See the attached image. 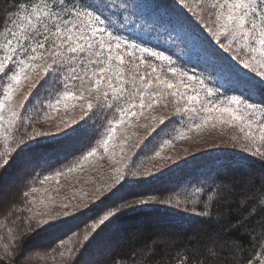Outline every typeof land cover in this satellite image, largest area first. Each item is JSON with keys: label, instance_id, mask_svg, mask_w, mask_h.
Wrapping results in <instances>:
<instances>
[{"label": "trees", "instance_id": "obj_1", "mask_svg": "<svg viewBox=\"0 0 264 264\" xmlns=\"http://www.w3.org/2000/svg\"><path fill=\"white\" fill-rule=\"evenodd\" d=\"M21 2L0 0V31L6 24L5 14ZM32 2L28 0L29 6ZM95 2L109 6L103 11L114 34L130 42L151 38L176 53L179 67L183 66L179 53L185 47L169 39L170 34L174 36L171 23L180 19L189 30L211 39L193 14L199 13L210 24L208 2L186 0L188 7L179 0ZM129 3L140 5L141 13L125 11L123 6ZM154 21L158 32H151ZM34 63L40 67L27 70V81L13 96L23 117L9 145L16 151L0 167V187L8 188L0 199V259H6L2 245L8 242L11 229L18 247L8 264H258L264 254V161L245 150L254 148L250 141L248 146L240 137L226 142L229 128L216 120L193 128L199 119L177 114V107L185 105L168 95L150 108H141L137 98L132 109L136 115L126 116L116 126L104 151L99 141L108 122L120 119L115 106L103 104L86 115L87 104L95 106L97 100L85 93L84 99L67 107L61 103L44 109L38 101L47 103L49 93L60 89L53 88L51 75L49 83L43 82V67L50 60ZM33 85L38 86L33 89ZM30 90L32 96L22 110L19 106ZM74 91L80 95L78 87ZM261 100L264 89L251 102ZM72 121L79 124L72 125ZM134 123L137 128L130 130ZM67 125H72L70 133L65 131ZM179 126L185 127L182 136L176 134ZM92 147H97L96 154L83 160ZM69 167L74 170L67 171ZM133 172L140 175L133 176ZM121 173L126 179L117 182ZM140 200L147 203L134 204ZM74 206L87 207L76 208L72 217L63 216L65 211L73 212ZM109 210L116 212L114 217L93 229ZM204 212L208 215L197 214ZM33 215L37 219L59 217L64 223L43 231L33 225L26 231Z\"/></svg>", "mask_w": 264, "mask_h": 264}, {"label": "snow or ice", "instance_id": "obj_2", "mask_svg": "<svg viewBox=\"0 0 264 264\" xmlns=\"http://www.w3.org/2000/svg\"><path fill=\"white\" fill-rule=\"evenodd\" d=\"M179 4L188 7L186 0H179ZM13 7L15 11L5 14L6 24L0 31V82H3L0 85V141L4 146L0 151V158H3L0 167L5 166L16 151L9 145L15 140L18 122L23 119L21 112L16 110L13 96L28 79L27 70L40 67L34 63L37 59L50 60L43 67V82L49 83L51 75L55 78L53 88L60 89L49 93L47 103L38 101L44 109L51 110L61 103L67 107L70 102L84 99L85 93L97 100L95 106L91 102L87 104L86 115L103 104L115 106L120 119L108 122V130L99 141L104 151H108L116 126L123 124L126 116L136 115L132 109L136 107L137 98L141 108H150L159 99L171 95L185 105L183 109L177 107V114L187 113L193 120L199 119L193 128L199 129L214 118L221 120L224 116L229 122H238L241 132L247 129L245 137L254 146L245 150L264 161V100L250 102L258 90L264 89V0H213L206 13L210 24H206L199 13H193L207 28L211 39L189 30L180 19L171 23L169 29L174 36L170 34L169 39L173 44L185 46L179 53L182 67H177L173 59L176 53L166 54L168 48L159 50L160 44L151 38L130 42L128 37L114 34L103 11L109 6H102L95 0H33L30 6L28 0H23ZM123 7L133 14L141 13L138 4L129 3ZM156 23L153 22L151 32H158ZM188 65L194 68L189 69ZM37 86L33 85V89ZM77 87L79 96L74 91ZM221 89L234 94L220 99ZM31 96L30 90L20 109H26ZM78 124L79 121H72V125ZM72 125L66 126V133L73 130ZM96 152L97 147H92L83 160ZM73 170L74 167L67 169ZM55 175L59 177L61 172ZM132 175L140 174L133 172ZM125 179L121 173L117 182ZM145 203L144 200L134 202ZM78 207L87 206H74L73 212L65 211L63 216L72 217ZM191 211L195 213V207ZM116 212L107 211L92 228L104 224ZM197 214L208 215L207 212ZM62 223L59 217L37 219L33 215L28 218L25 230L31 231L35 225L36 230L43 231ZM11 231L9 229L8 242L2 245L6 259H0V264H8L13 259L11 253L17 251V237L11 235ZM83 238L87 241L88 234ZM258 264H264V259H259Z\"/></svg>", "mask_w": 264, "mask_h": 264}, {"label": "rangeland", "instance_id": "obj_3", "mask_svg": "<svg viewBox=\"0 0 264 264\" xmlns=\"http://www.w3.org/2000/svg\"><path fill=\"white\" fill-rule=\"evenodd\" d=\"M193 2L196 4V3H199V2H208V3H212L213 2V0H193ZM184 46V45H183ZM185 47V46H184ZM159 50H164V47H160V49ZM166 54H168V55H172L173 53L172 52H166ZM173 59L174 60H176V61H178L177 59H176V56L175 55H173ZM177 67H179V65L177 64L176 65ZM205 75H209V73H205ZM213 79H215L214 77H213ZM27 81V79L26 80H24V83ZM214 86V85H213ZM221 93L222 94H224V93H226V92H224V90L223 89H221ZM231 95H233V94H224V95H222L221 97H220V99H225L226 97H230ZM251 102V101H250ZM221 106H225V105H221ZM214 115V117H215V113L213 114ZM214 120H216V121H218L220 124H222V125H225V126H227L228 128H229V132H228V134H227V139H226V142H231L232 141V139H234V138H238V137H240L241 138V140L245 143V146H248V139H246V137H245V133L247 132V129H245V131L244 132H241L240 131V127H241V125L238 123V122H236V121H232V122H229V118L227 117V116H224L221 120H217V119H213V120H211V121H214ZM137 126H138V124L137 123H134V125H133V128L132 129H130V130H135L136 128H137ZM185 131V127L184 126H179L178 127V130L176 131V134H181V133H183ZM131 137V135H129V138ZM125 141H126V138H125ZM9 186H11V185H9ZM3 187V186H2ZM2 187H0V199L1 198H3L4 197V192H5V190H7L8 188H3V189H1ZM260 259H264V254L260 257Z\"/></svg>", "mask_w": 264, "mask_h": 264}]
</instances>
